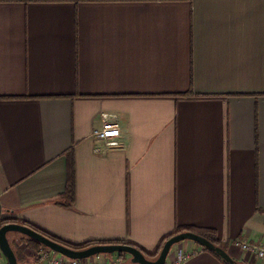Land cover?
I'll return each mask as SVG.
<instances>
[{"label":"crops","instance_id":"crops-1","mask_svg":"<svg viewBox=\"0 0 264 264\" xmlns=\"http://www.w3.org/2000/svg\"><path fill=\"white\" fill-rule=\"evenodd\" d=\"M103 114L116 147L93 138ZM0 218L146 251L213 231L264 264L236 247H264V0H0ZM178 250L223 264L191 241L165 264Z\"/></svg>","mask_w":264,"mask_h":264},{"label":"water","instance_id":"water-1","mask_svg":"<svg viewBox=\"0 0 264 264\" xmlns=\"http://www.w3.org/2000/svg\"><path fill=\"white\" fill-rule=\"evenodd\" d=\"M10 233L22 235L30 240L39 243L52 253L71 260H82L99 255H112L115 253H121L129 255L133 264H165L168 254L173 246L183 241H191L201 246L202 248L213 252L225 263H235L223 249L213 245L205 238L191 232H185L171 237L168 241L165 242L156 259L147 260L140 251L125 245H96L83 251H72L55 242L48 240L47 238L43 237L42 235L36 233L35 231L24 225L11 223L0 228V254L5 258L6 264H18L16 256L8 240V234Z\"/></svg>","mask_w":264,"mask_h":264},{"label":"trees","instance_id":"trees-1","mask_svg":"<svg viewBox=\"0 0 264 264\" xmlns=\"http://www.w3.org/2000/svg\"><path fill=\"white\" fill-rule=\"evenodd\" d=\"M67 194L65 196H68L69 199L73 198V192H72V184H68L67 187ZM13 221L9 220V219H2L0 218V228L4 225L7 224H11ZM24 226L30 228L31 230L35 231L36 233L42 235L43 237L47 238L48 240L55 242L67 249H70L72 251H83L85 249H88L92 246H96V245H125V246H129L132 248L137 249L138 251H140L142 253V255H144V257L147 260H154L158 257L163 245L165 244L166 241H168L171 237L181 234V233H185V232H191V233H195L203 238H205L206 240H208L210 243H212L213 245L220 247L221 249H223L225 252L226 247L222 246L219 241L216 239V235L213 231H201V230H195V229H191V228H187V227H181V228H176L172 233H170L169 235L163 237L160 242L158 243V245L155 247V249L153 251H146L140 247H138L135 244L132 243H128V242H121V243H104V242H99V243H83V244H73V243H69V242H65L62 241L56 237H54L53 235L47 233L46 231H43L37 227H34L30 224L24 223ZM23 241H26L29 245V248L31 250L34 251V253H37L38 251L45 250L48 253H51V251H49L48 249L44 248L42 245H40L39 243L30 240L24 236H22ZM11 248L16 256L17 262L18 264L24 260V256L22 254V252L19 250L18 246L16 243H11ZM203 251L210 253L211 255H213L214 257H216L218 260H220L223 264H227L225 263L220 257H218L216 254H214L213 252H210L204 248H202ZM57 255V254H55ZM119 256L125 255V254H118ZM1 256V254H0ZM234 264H243V263H234Z\"/></svg>","mask_w":264,"mask_h":264},{"label":"built area","instance_id":"built-area-1","mask_svg":"<svg viewBox=\"0 0 264 264\" xmlns=\"http://www.w3.org/2000/svg\"><path fill=\"white\" fill-rule=\"evenodd\" d=\"M103 123L102 127L99 130L93 132V138L96 141L104 142L107 147H116L117 139L120 136V131L118 124L114 120V117H110L107 114L102 115ZM236 247L243 252H249L253 254L260 261H264V247H257L248 244L247 242H239L236 244ZM40 261H44L47 264H119L118 259L108 260L101 259L96 260V258H88L82 260H71L66 257L55 255L54 253H48L45 250H40L36 254ZM189 256L184 253L183 250H178L174 256L175 264L183 263Z\"/></svg>","mask_w":264,"mask_h":264},{"label":"rangeland","instance_id":"rangeland-1","mask_svg":"<svg viewBox=\"0 0 264 264\" xmlns=\"http://www.w3.org/2000/svg\"><path fill=\"white\" fill-rule=\"evenodd\" d=\"M38 252H39V251H38ZM38 252H37V253H38ZM37 253H35V254H37ZM107 256H108V255H107ZM36 257H37V259H38V261H39V260H40V258H39L38 256H36ZM93 258H96V257H93ZM36 261H37V260H36Z\"/></svg>","mask_w":264,"mask_h":264}]
</instances>
